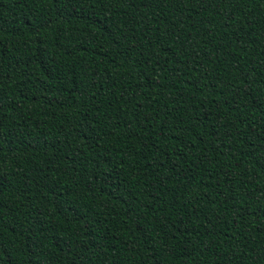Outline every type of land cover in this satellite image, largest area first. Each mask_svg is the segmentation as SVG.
<instances>
[{
  "label": "trees",
  "instance_id": "16d2710c",
  "mask_svg": "<svg viewBox=\"0 0 264 264\" xmlns=\"http://www.w3.org/2000/svg\"><path fill=\"white\" fill-rule=\"evenodd\" d=\"M0 264H264V0H0Z\"/></svg>",
  "mask_w": 264,
  "mask_h": 264
}]
</instances>
